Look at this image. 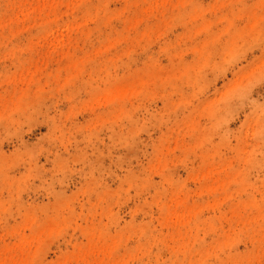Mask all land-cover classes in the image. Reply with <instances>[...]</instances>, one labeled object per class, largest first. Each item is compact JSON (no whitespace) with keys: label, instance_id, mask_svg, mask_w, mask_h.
<instances>
[{"label":"rangeland","instance_id":"374dc122","mask_svg":"<svg viewBox=\"0 0 264 264\" xmlns=\"http://www.w3.org/2000/svg\"><path fill=\"white\" fill-rule=\"evenodd\" d=\"M0 264H264V0H0Z\"/></svg>","mask_w":264,"mask_h":264}]
</instances>
